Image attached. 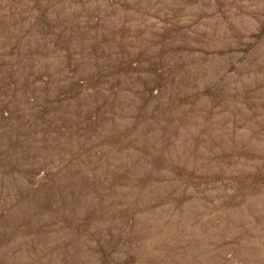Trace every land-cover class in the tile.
<instances>
[{
	"label": "rangeland",
	"instance_id": "374dc122",
	"mask_svg": "<svg viewBox=\"0 0 264 264\" xmlns=\"http://www.w3.org/2000/svg\"><path fill=\"white\" fill-rule=\"evenodd\" d=\"M0 264H264V0H0Z\"/></svg>",
	"mask_w": 264,
	"mask_h": 264
}]
</instances>
